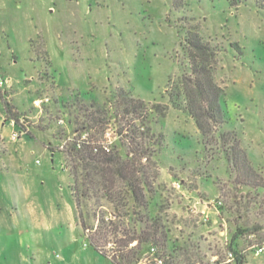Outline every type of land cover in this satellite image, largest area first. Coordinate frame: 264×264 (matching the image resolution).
Here are the masks:
<instances>
[{"label": "rangeland", "instance_id": "rangeland-1", "mask_svg": "<svg viewBox=\"0 0 264 264\" xmlns=\"http://www.w3.org/2000/svg\"><path fill=\"white\" fill-rule=\"evenodd\" d=\"M191 62L222 89L206 138L178 89ZM0 77V264H264V0H0ZM74 139L140 142L146 207L115 219L89 200L83 229ZM139 216L167 237L135 257L121 239Z\"/></svg>", "mask_w": 264, "mask_h": 264}, {"label": "trees", "instance_id": "trees-1", "mask_svg": "<svg viewBox=\"0 0 264 264\" xmlns=\"http://www.w3.org/2000/svg\"><path fill=\"white\" fill-rule=\"evenodd\" d=\"M204 67L202 62H191V76L184 77L181 80L182 87L178 89L183 90L184 108L194 118L203 138H206L209 133L206 127L209 120L221 123L223 108L220 102L222 89L213 82L210 72ZM178 94L170 93L171 102L175 106H179L177 97H174ZM117 97H122L123 107L129 105L134 112L138 110L141 112L155 111L163 115L165 111L164 107L157 104L148 106L139 98H128L121 89L118 90ZM6 111L10 110L6 108ZM11 117L17 120L14 115ZM86 142L82 143L74 139L65 149L73 181L71 195L82 228H90L86 219V211L82 210V205L89 200H95L98 203L99 200L105 199L112 203L114 209L117 210V214L113 216L115 219L125 218L134 213L129 204L130 201L139 208H145L147 202L144 192L146 189L150 191L149 179L155 177V174L151 171L152 166L149 165L148 159L146 158L147 163L142 161L146 157V151L139 148L140 142H136V147L132 148L128 141L122 152L116 147L110 148L105 140ZM149 218L139 216L135 219V224H140L139 231L128 229L123 231L125 236L121 239L123 246L136 242L131 248L135 257L140 256L145 249L148 250L149 243L158 245L166 240L167 235L161 229L160 219L154 217L150 218V221ZM101 220L104 221V219ZM114 220H109L107 224L113 225ZM90 245L98 250L96 242H91ZM119 264H127V262H119Z\"/></svg>", "mask_w": 264, "mask_h": 264}, {"label": "built area", "instance_id": "built-area-1", "mask_svg": "<svg viewBox=\"0 0 264 264\" xmlns=\"http://www.w3.org/2000/svg\"><path fill=\"white\" fill-rule=\"evenodd\" d=\"M3 82H4V80L0 77V85L3 84ZM12 136H13V138L19 137L18 133H13ZM263 250H264V246H258L255 249V252L258 254V253H261ZM148 252L150 254H152L153 256H155V254L157 253V248L155 246H152V247H150ZM232 257H233V253L232 252H228V258L230 259ZM154 261L157 264H161L162 263V259L160 257H158V256L154 257Z\"/></svg>", "mask_w": 264, "mask_h": 264}]
</instances>
